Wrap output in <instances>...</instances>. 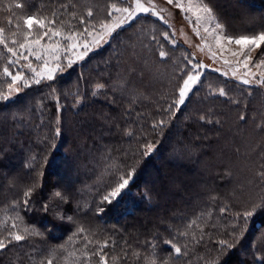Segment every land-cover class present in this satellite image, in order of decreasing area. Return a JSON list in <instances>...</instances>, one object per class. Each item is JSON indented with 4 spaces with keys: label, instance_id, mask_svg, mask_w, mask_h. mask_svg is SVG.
Listing matches in <instances>:
<instances>
[{
    "label": "trees",
    "instance_id": "trees-1",
    "mask_svg": "<svg viewBox=\"0 0 264 264\" xmlns=\"http://www.w3.org/2000/svg\"><path fill=\"white\" fill-rule=\"evenodd\" d=\"M81 1L0 0L6 43L19 48L28 15L55 19L56 27L93 21L80 13ZM204 1L230 34L264 31V0ZM161 41L168 55L182 57V48ZM110 47L65 78L40 79L13 99H0V264H100V254L107 264H264V164L254 207L230 166L235 153L215 155L222 131L209 120L215 113L207 116L195 96L183 108L174 103L188 71L151 78L146 69L157 65L153 60ZM10 59L0 44L5 95L11 77L3 70L18 69ZM68 77L86 78L85 92L76 90L85 103H69L60 115ZM97 84L104 86L98 94ZM129 172L126 189L106 201ZM15 228L20 241L10 235Z\"/></svg>",
    "mask_w": 264,
    "mask_h": 264
},
{
    "label": "rangeland",
    "instance_id": "rangeland-1",
    "mask_svg": "<svg viewBox=\"0 0 264 264\" xmlns=\"http://www.w3.org/2000/svg\"><path fill=\"white\" fill-rule=\"evenodd\" d=\"M139 3L148 8L149 11L136 10V0H82L80 13H85L89 17L87 15L88 11H92L93 21H85L83 25L79 21L78 24L81 23V26L78 27V25L72 26L67 20H64L62 27L64 33L73 31L77 33L76 42L81 47L70 49L67 47L71 43L70 41H64L62 37H53V41L60 42V51L57 53L61 57L60 61L55 60L52 54L45 52H41L43 59L37 60L35 56H29L27 50L16 49L17 56L13 57L11 55L13 59H10V61H18L11 64L18 66L16 73H22L27 81V86H24V81H18L10 94L7 88L6 95H9L8 99L15 98L21 93L22 89L34 84L37 80H52L60 75L65 78L64 76L77 65H82L92 56L98 58L99 52L107 46H111V49H118L123 45L130 49L129 53L138 57L139 61L143 59L153 60L157 65H150V69H146L151 78L156 77L155 75H157V78H159V75H163L165 78L171 72V69L181 71L182 74L186 73L187 70L188 75H199L200 80L192 85V91L186 97L185 103L183 105L177 103V105L179 108H183L192 99V96H195L199 100V104L196 103V106L203 107L208 114L207 116L215 113V116H212L209 120L222 126L219 136L221 137L220 144L215 149V155L227 151L225 153L233 157L232 153H235L237 159H228V162L230 160V166L234 167L240 185L244 189V200L255 207L259 203V194L257 193L258 172L264 164V85L255 81L244 84L242 79L247 77L243 76L246 70L242 66L233 76V68L237 66V61L242 60L243 57L233 56L232 53L239 52L240 48L234 43L229 45L227 41H222V46H217L214 39L216 33L212 32V29L218 17L213 11L216 19L211 20L201 10L202 4L205 3L204 0H180L183 10L175 6V0L172 4L168 3V0H139ZM123 8H128L132 12V16L129 17L127 12L115 11V9ZM110 12L112 13L111 16H109ZM198 16L200 17L199 20H197ZM126 17L127 19H125ZM37 19L43 18L37 17ZM117 21H124V23L116 28L111 36L106 35L99 44L93 42V37L99 39L98 34L104 31L101 28L102 23H107L111 27ZM45 23L47 25V20ZM86 23L89 25L86 26ZM56 26V24L53 25V27ZM85 28L91 32V36L84 33ZM205 28H208L209 32H205ZM35 29L40 28L36 25L33 26L32 35L35 36L31 38L37 36ZM223 29L226 34L234 36L224 27ZM37 31L39 32V30ZM0 36L4 40L6 39L3 32L0 33ZM162 38L169 41L168 45L172 46L173 50L182 48V57L175 56L174 59L172 53L168 55V51L171 50L168 47L163 50L165 43L161 41ZM22 40L24 41V38ZM85 42L91 44V50L83 59H78V54L83 50L82 45ZM47 43L49 41L45 38L42 44ZM156 49L159 52H156ZM161 50L165 53L163 58L160 56ZM21 52L28 58L24 59L20 56ZM106 52L108 55V50ZM213 53L216 56L215 60L211 58ZM262 53H264V45L251 51L250 55L253 61H256ZM69 60L72 61L71 64L68 63ZM224 60H228L229 64H223ZM45 61H47V67H44ZM132 61L133 59L128 60V62ZM29 64L41 75L36 76L29 69ZM58 64L59 67H57ZM194 65H199V67L194 69ZM249 67L253 73L257 74V79L259 73L264 71V68L257 69L251 63ZM49 72L52 74V79L47 78ZM70 77L67 81L66 79L63 80L64 84L60 87L61 100L63 101V104L59 106L60 115H63L61 114L62 109L63 113H66V107L69 103H75L78 106L85 103L79 98L80 92L76 90L80 87L82 92H85L86 85L84 81H86V78L79 80V77H74V79L73 77L70 79ZM184 79H187V76ZM97 85L99 87L95 88L96 94L102 90L101 85ZM182 86L183 79L180 80L179 84V87ZM15 89H18V91ZM199 89L204 91H199ZM54 90L56 91V89ZM221 90L224 91L225 95H220ZM60 95L55 96L57 103ZM192 101L194 102V100ZM242 116L244 119H241ZM238 153L239 156H237ZM14 230L17 231V228ZM13 231L10 233L12 238L14 234L16 235V231Z\"/></svg>",
    "mask_w": 264,
    "mask_h": 264
},
{
    "label": "snow or ice",
    "instance_id": "snow-or-ice-1",
    "mask_svg": "<svg viewBox=\"0 0 264 264\" xmlns=\"http://www.w3.org/2000/svg\"><path fill=\"white\" fill-rule=\"evenodd\" d=\"M174 0H168V3L172 4ZM17 7H22L21 4H17ZM175 6L178 8H181L183 10V6L180 3V0H175ZM136 10L141 11V12H148L149 9L145 8L144 5L139 3V0H136ZM201 10L211 19L215 20V16L213 13V9L209 6V3L205 2L201 6ZM115 11H123L127 12L128 16H132V12L129 11L128 8H123V9H115ZM87 15L91 17L93 15L92 11H88ZM112 13H109V16H111ZM127 19V17L125 18ZM200 17H197V20H199ZM47 18L44 19H37L33 15H28L25 20H24V25L28 29V32L24 36V41L18 43L16 40H12L13 44L18 43L19 49H24L27 50V53L29 56H35V59L41 60L43 57L41 56V52L49 53L53 55V58L57 61L61 60V57L57 55V53L60 51V42L59 41H53V37H62L64 41H70L71 43L67 45L68 48L70 49H75L77 47H81L80 44L76 42V37L77 33L76 32H70V33H64L62 31V25L61 27H53V25L56 24L55 19L52 20H47V25L45 21ZM81 23H85L83 19H81ZM124 21H117L115 24H113L111 27L107 23H102L101 28L104 30L101 33L98 34L99 39L96 37H93V42L96 44H99L101 41H103L104 37L111 36L112 33L115 31L116 28L120 27ZM36 25L38 26L42 31L35 37H32V30L33 26ZM46 29V30H44ZM3 32V29H0V33ZM205 32H209L208 28H205ZM212 32H215L214 39L216 41L217 46H222V41H227V43L230 44H236L239 46L240 51L239 52H233V56L237 57H243L242 60L237 61V66L233 68L232 74L233 76L236 75V73L239 71V68L242 66L246 71L243 73L244 78L242 79V82L244 84H250L253 81L256 83H259L261 85H264V71H261L259 73V78L257 79V74L253 73L251 68L249 67V64H253V66L257 69L264 68V53L261 54L260 57L256 59V61H253L250 53L251 51H254L255 49L261 48L262 45H264V31H262L259 34H252V35H240L238 37H234L231 35H228L224 32L223 25L219 23L218 20H216L214 28L212 29ZM84 33H87L89 36H91V32L87 28L84 29ZM51 34V35H50ZM198 34V33H197ZM45 38L48 39L49 43L47 44H42V41L45 40ZM167 38V37H166ZM0 44H2L9 53L13 57L17 56V51L13 49L12 47H9L6 41L2 36H0ZM35 49V51H34ZM82 51L78 54V59H83L84 56L87 55V53L91 50V44L88 42L83 43L82 45ZM247 50V51H246ZM20 56H22L24 59H27L28 57L24 55L23 52L20 53ZM160 56L163 58L165 56V53L162 51L160 52ZM213 60L216 59L215 54H212L211 57ZM16 61H10L9 63H14ZM69 64L72 63L71 60L68 61ZM223 64L227 65L229 64L228 60H224ZM60 65L58 64L57 67ZM29 69L36 75L40 76L41 74L36 72L35 69L31 67V64L28 65ZM44 67H47V61H45ZM199 65H194L193 68L196 69L198 68ZM4 74L6 76L11 77V83L8 85L9 89V94L14 90V85L17 84L18 81H24V86H27V81L25 80L24 76L22 73L17 72L15 75H13L7 67L4 68ZM187 75V74H186ZM48 79H52V74L49 72L48 74ZM200 80L199 75H187V79H183V86L179 87L178 90V100L175 101L174 103H178L179 105H183L185 103L186 97L188 96L189 92L192 91V85L198 83ZM39 83V80L36 81ZM102 87V86H101ZM18 91V89H15ZM220 95H225L224 91H220ZM9 98V95H5L3 93H0V99L2 100H7ZM203 119V117L201 118ZM241 119H244L242 116ZM163 123V122H161ZM146 148V153H151L154 149V146L152 144H147L145 146ZM133 173L129 172L127 177H124L121 179V182L117 184V186L107 195L105 196L106 201H111L113 198H116L120 195L122 190H124L128 184H129V179ZM57 196H60L61 194L59 192L56 193ZM25 196H29V193L26 192ZM251 213H248L250 215ZM27 230V229H26ZM13 239L16 241H20L23 239V236L21 235H13ZM4 242L0 241V248H3ZM104 247H107V244L105 243L104 245L101 246V253ZM170 247L174 250V253L176 255L181 254V248L178 247L175 243H171ZM221 247L226 248V247H231V245L225 244L224 242H221ZM93 255H96V253H93ZM99 262L100 264H107V258L105 255L100 254L99 255ZM48 264H52V261L49 260ZM152 264H155V261L152 262Z\"/></svg>",
    "mask_w": 264,
    "mask_h": 264
}]
</instances>
